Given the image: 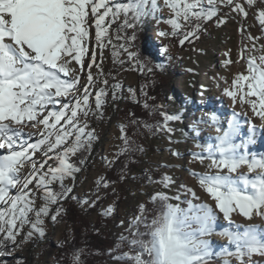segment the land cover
I'll use <instances>...</instances> for the list:
<instances>
[{
  "label": "snow or ice",
  "instance_id": "1",
  "mask_svg": "<svg viewBox=\"0 0 264 264\" xmlns=\"http://www.w3.org/2000/svg\"><path fill=\"white\" fill-rule=\"evenodd\" d=\"M249 10H255L260 35L247 32L244 43L241 26L236 58L229 49L222 61L229 71L234 64L242 70L230 78L213 77L218 87L223 84L221 96L231 102V115L210 111L191 126L198 150L190 151V163L201 170L186 171L195 186L181 183L170 194L172 176L164 172L156 179L145 170L152 191L130 219L120 221L124 231L108 251L121 264H253L254 255L264 256V150L252 148L264 131V0H0V245L43 237L45 218L56 222L63 202L95 207L100 188L108 187L101 178L95 199L74 194L83 155L98 139L90 120H103L109 98L117 100L123 87L105 72V49H111L119 71L163 73L164 60L173 59L172 40L181 47L194 44L209 25L219 27L232 13L247 18ZM148 20L157 26L160 59L150 54L146 63L134 42ZM128 92L135 98V89ZM160 117L144 127L169 134L171 142L176 130L170 122L181 114L160 112ZM200 123L213 130L204 142ZM126 129L120 125L123 143L114 160L143 151ZM126 168L121 180L127 179ZM114 211L108 205L103 215ZM237 216L245 223H237ZM257 218L261 223L252 222ZM213 234L225 242L212 241ZM82 255L81 249L73 251L70 264H83Z\"/></svg>",
  "mask_w": 264,
  "mask_h": 264
},
{
  "label": "rangeland",
  "instance_id": "2",
  "mask_svg": "<svg viewBox=\"0 0 264 264\" xmlns=\"http://www.w3.org/2000/svg\"><path fill=\"white\" fill-rule=\"evenodd\" d=\"M259 6L261 5L258 4ZM231 16L233 18H226V23L219 27L214 23L209 25L207 32L203 33L194 44L186 43L181 47L175 40H172L171 45H175H170L173 59L170 62L164 60L166 71L163 73L159 70L155 75L146 72L139 73L130 69L119 71L118 66L112 62L111 49H105L103 67L106 73L111 71L112 75L116 76V80L122 84V94L117 101L109 100L105 105L104 119L95 128L98 137L96 140L97 159L90 169H83L77 175L75 195L81 200L86 197L95 199L96 181L104 179L109 162L118 152V146H122L123 142L118 137L120 136V125H125L121 114L127 105L135 106L147 113L150 116L147 124L150 125H155L161 119L160 112L181 114L180 120L170 122L169 126L176 130L171 134V142L168 138L169 134L156 132L154 128L149 130L144 125L142 126L138 134V140L143 148L140 154L142 172L132 171L128 174L127 179L113 184L108 182V187H101L99 192L101 199L97 201L95 207L81 206L74 200L79 217L91 224L99 223L101 229L107 232L113 241L118 242L120 234L124 231L120 221L130 219L136 213L138 204L147 200L146 193L152 191V186L145 181V170H150L156 179H159V175L164 172L172 176L176 183L170 194H174L181 183L195 186V181L189 177L186 171L188 168L201 170L198 163H190V151L198 150L195 148L196 141L193 139L195 133L191 126L210 111H206L204 108V99L211 100V103L219 110L225 107L222 102H218L213 96H210V93L214 85H217L213 77L230 78L231 74L242 70L240 65H232L231 71L222 65V61L227 58L224 53L229 49H231L232 58H236L242 41L240 27L244 26L246 29L244 43H248L247 32L260 35L259 24L255 19V10H249L247 18L235 13H232ZM139 31H144L146 34V43L149 47V50L146 51L147 59L149 60L151 54L153 59L159 60L160 57L156 55V52L160 39L156 35L155 22L145 21L139 27ZM164 43H169V41H164ZM188 68L194 69V72L186 71ZM110 78L111 76L108 77V79ZM158 85L164 90L165 101L156 104L151 92ZM129 88L136 90L135 98L130 97ZM145 102L150 106L149 108L144 107ZM160 105L163 107H153ZM229 108L232 109V106L230 105ZM236 111H240V108L237 107ZM197 127L200 129L201 142L208 140L211 129L203 123L198 124ZM185 133L188 135L186 136ZM170 150L181 153V156H173ZM254 150L262 151L264 146L256 147ZM163 165L170 167H163ZM197 193L203 196L198 189ZM108 205H114L115 211L111 215L105 216L103 209ZM63 233L71 235L69 222H52L45 218V235L43 237L34 236L31 240L23 243H20L22 237H18L16 245L12 243H8L7 246L0 245V264L10 260L11 264H51L55 247Z\"/></svg>",
  "mask_w": 264,
  "mask_h": 264
},
{
  "label": "trees",
  "instance_id": "3",
  "mask_svg": "<svg viewBox=\"0 0 264 264\" xmlns=\"http://www.w3.org/2000/svg\"><path fill=\"white\" fill-rule=\"evenodd\" d=\"M113 43L118 42L114 39ZM134 43L136 49L141 53V59L148 63L149 60L147 59L146 51L149 50V47L146 43V34L144 31H139V28L137 30L136 40ZM109 82L111 84L115 81L110 78ZM151 93L156 104L165 101V93L164 90L161 89L160 85H158ZM121 94L122 92L119 90L118 99L121 98ZM109 100L112 101L111 98H109ZM121 115L125 125H127V135L133 142L134 146L141 147L138 140V134L142 126L149 122L150 116L143 112L140 108L132 105H127ZM133 120L138 121V123H131ZM101 122L102 120L92 119L90 120V127L95 129L101 124ZM96 149L97 141H94L91 153H84L83 155V158L85 159L83 169H90L93 162L97 159ZM141 153L142 151L134 152L130 159L128 157L121 156L119 160H114V156L112 159L113 163L111 166L106 168L104 180L111 184L120 181V177L122 175L121 169L124 168L125 165H127L124 173L126 176H128V174L132 171H137L139 173L142 172L140 169ZM63 209L64 211L57 218V221L69 222L71 224V235H68L67 233H63L61 235L60 240L55 247L56 250L53 254L51 264H70L71 255L73 251L77 249L83 250V255L81 256L83 264H121V262L113 260L108 251L110 248H114L116 246L117 241H113L110 235L101 229L99 223L91 224L89 221L81 219L74 200L69 199L66 202H63ZM2 264H11V260L4 261Z\"/></svg>",
  "mask_w": 264,
  "mask_h": 264
},
{
  "label": "bare ground",
  "instance_id": "4",
  "mask_svg": "<svg viewBox=\"0 0 264 264\" xmlns=\"http://www.w3.org/2000/svg\"><path fill=\"white\" fill-rule=\"evenodd\" d=\"M205 76H207V75H205ZM222 87H223V84H221L220 87H218L217 85H214V87L211 90L210 96H213V98L215 100H217L218 102H222V105L225 106L224 109H221V110L217 109V107L211 103V100L207 101L205 99H204V101H205L204 108L206 109V111L207 110L208 111L209 110L210 111H214V110L218 111V113L221 114L222 116H230L231 112H232V109L229 108L231 105V102L228 100L227 97L221 96ZM240 111H241V109H240ZM241 119H244V117H241ZM254 122L258 125H260V123H261L256 118H254ZM210 132L212 134L213 130H210ZM262 146H264V131H262L260 133V135L257 138V143L255 145H253L252 148L255 149L256 147H262ZM234 219L237 221V223H245V221L243 220L242 217L237 216V217H234ZM252 222L261 223V221L258 218ZM212 241H214L216 243H224L225 242L224 238L217 236L215 234H213ZM252 260H253V264H264V256H260V255L253 256Z\"/></svg>",
  "mask_w": 264,
  "mask_h": 264
}]
</instances>
